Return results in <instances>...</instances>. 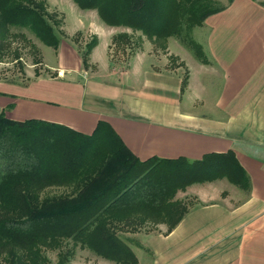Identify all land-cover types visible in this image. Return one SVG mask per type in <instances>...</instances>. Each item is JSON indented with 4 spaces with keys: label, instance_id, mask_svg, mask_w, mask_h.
<instances>
[{
    "label": "crops",
    "instance_id": "obj_1",
    "mask_svg": "<svg viewBox=\"0 0 264 264\" xmlns=\"http://www.w3.org/2000/svg\"><path fill=\"white\" fill-rule=\"evenodd\" d=\"M217 1L225 6L200 25L206 61L169 37L162 67H154L144 46L120 68L108 56L115 31L98 18L101 32L86 65L76 46L60 41L46 65L52 76L0 81L6 117L84 134L102 120L141 160L234 153L248 188L223 177L179 190L175 198L195 202L171 230L162 223L133 234L127 244L136 264H264V0ZM168 53L182 63L168 65Z\"/></svg>",
    "mask_w": 264,
    "mask_h": 264
},
{
    "label": "trees",
    "instance_id": "obj_2",
    "mask_svg": "<svg viewBox=\"0 0 264 264\" xmlns=\"http://www.w3.org/2000/svg\"><path fill=\"white\" fill-rule=\"evenodd\" d=\"M73 1L82 9H96L108 25L126 26L160 41L162 48L175 37L202 61L205 55L191 29L225 6L217 0ZM47 15L43 0H0V40L9 27L24 26L56 49L59 39ZM92 47L82 53L84 65ZM186 80L187 75L182 87ZM0 160V256L8 264H48L43 248H58L63 241L115 264H136L119 231L158 223L171 230L191 205L175 195L192 183L225 177L243 189L249 186L232 151L191 160H141L102 120L84 134L63 124L14 120L0 112ZM51 185H69L70 190L41 196Z\"/></svg>",
    "mask_w": 264,
    "mask_h": 264
},
{
    "label": "rangeland",
    "instance_id": "obj_3",
    "mask_svg": "<svg viewBox=\"0 0 264 264\" xmlns=\"http://www.w3.org/2000/svg\"><path fill=\"white\" fill-rule=\"evenodd\" d=\"M43 1L48 12L46 19L53 25L59 42H71L81 53L87 49L89 44H93L94 46L98 42V34L95 31L101 32L98 28L102 26L98 18L102 22L103 20L99 17L97 11L98 16L91 9L80 12L75 8L77 4L73 0ZM103 23L110 31H115L108 47V56L110 61L115 65L120 68L125 67L128 64L129 58L135 52L144 49V46H149L150 52H148V55L151 59H154V62H152L154 63V67H162V55L168 52L166 50L167 43L165 44L166 47L162 48L160 41L155 42L140 31H135L122 25L111 26L105 22ZM201 31L203 33V30H200V25H196L191 29V35L199 46L201 44L198 42V37ZM114 37L118 39L113 40ZM187 48L195 56L194 51L189 47ZM54 49L52 46L44 44L27 27H9L0 40V81L24 83L36 76H52V72L46 65L52 63L55 59ZM167 56L169 59L168 65L170 66L182 63L179 57L174 54L168 53ZM1 165H3V160H0ZM69 190V185H51L42 190L41 196L60 195ZM179 200L188 204L195 202L193 196H184ZM159 224L162 223L146 225L136 231H119L118 234L125 242L133 243L135 242L133 234L138 235V233L157 230ZM163 224L167 228L166 223ZM42 251L48 264H60L59 260L61 258H63L62 264H115L114 261L101 257L86 247L73 246L69 241H63L62 245L58 248L45 247ZM71 252L73 253L70 256ZM0 264H8L3 256H0Z\"/></svg>",
    "mask_w": 264,
    "mask_h": 264
}]
</instances>
